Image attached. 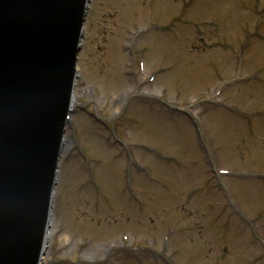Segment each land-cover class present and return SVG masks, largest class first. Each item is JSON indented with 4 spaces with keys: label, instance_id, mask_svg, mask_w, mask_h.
<instances>
[{
    "label": "rangeland",
    "instance_id": "rangeland-1",
    "mask_svg": "<svg viewBox=\"0 0 264 264\" xmlns=\"http://www.w3.org/2000/svg\"><path fill=\"white\" fill-rule=\"evenodd\" d=\"M76 68L42 264H264V0H90Z\"/></svg>",
    "mask_w": 264,
    "mask_h": 264
},
{
    "label": "water",
    "instance_id": "water-1",
    "mask_svg": "<svg viewBox=\"0 0 264 264\" xmlns=\"http://www.w3.org/2000/svg\"><path fill=\"white\" fill-rule=\"evenodd\" d=\"M87 0H0V264H39Z\"/></svg>",
    "mask_w": 264,
    "mask_h": 264
},
{
    "label": "bare ground",
    "instance_id": "bare-ground-1",
    "mask_svg": "<svg viewBox=\"0 0 264 264\" xmlns=\"http://www.w3.org/2000/svg\"><path fill=\"white\" fill-rule=\"evenodd\" d=\"M75 104V103H74ZM70 140H69V138L68 137H66V136H64V148H67V145H68V142H69ZM50 226H52V219L50 218ZM50 229V228H49ZM51 231V230H50ZM48 241H47V239H46V241L45 242H43V245H42V255H44V253L48 250V247H49V245H48Z\"/></svg>",
    "mask_w": 264,
    "mask_h": 264
}]
</instances>
